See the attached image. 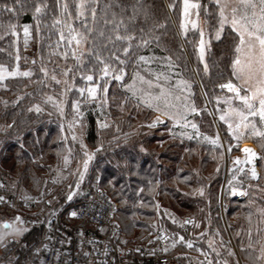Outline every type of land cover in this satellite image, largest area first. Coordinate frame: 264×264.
I'll return each mask as SVG.
<instances>
[{
    "label": "trees",
    "instance_id": "obj_1",
    "mask_svg": "<svg viewBox=\"0 0 264 264\" xmlns=\"http://www.w3.org/2000/svg\"><path fill=\"white\" fill-rule=\"evenodd\" d=\"M52 2L53 0H49V3ZM198 2L202 5L200 16L204 21L207 39H210L211 43L210 51L206 53V61L210 68L207 74L203 72L202 64L197 60V53L194 49V44L198 43L199 40V32L190 27L185 34L180 28L182 0H142L144 6L151 8L147 18H145L143 7L138 5L137 0H100V6L103 9L104 5L111 4L112 7L106 9L108 18L112 19V13H116V19L123 18L125 24L129 27V32L134 33L137 37L140 36L141 28L147 34L148 30L153 28L156 23L166 25L165 28L154 31L153 35H159L161 42L159 45L153 42L151 47L160 49L166 55H171L182 75L191 82L192 99L198 108L204 109L200 112L198 126L201 128L207 127L206 133L211 134L213 126L209 119V113L205 109L204 99L209 104L211 112L217 114L218 112H215V98L222 93L218 85L227 82L231 78L229 64L235 33L232 32L231 27L225 25L221 39L216 40L214 38L215 27L217 26L214 15L216 12L214 1L198 0ZM4 3L11 5L13 0H0V5ZM169 4H174V7L169 8ZM134 5L137 6L135 13L133 12ZM17 13L10 14L0 11V34L7 30L9 24L17 25L15 31L19 33L22 23L28 16L35 40V20L32 11L17 8ZM53 18V13L42 17L41 39L39 43L36 42L37 64L30 67L23 66L32 68L34 73L38 70L41 56L46 64L48 61L52 64L58 63L61 68L76 63L71 57L70 49L67 60L60 55H49L50 52L56 51V41L59 36L58 29L52 26ZM75 26L79 27L80 25L77 22ZM121 34H124L123 28H121ZM17 38L18 36L10 35L7 39L0 40V49H5V51L0 52V63L9 69L15 67V57L20 45ZM104 43V40L98 41V45ZM135 43H137L136 40L133 41V44ZM50 44L51 47H49ZM117 47H120V45H117ZM64 50V47L61 46L60 51ZM111 50H113V46L108 44L107 48L100 49V53L102 56L107 57ZM134 51L141 54L146 49ZM90 56L91 53L86 55L84 57L85 61H88ZM121 58H124L123 55H121ZM129 59L131 62L127 64L125 69L127 75L121 84L131 78V68L135 60L132 57ZM91 66V64H87V67ZM79 71L77 70L74 81L77 86L83 83ZM37 79H39V76L34 74L32 80ZM116 82L110 81L108 96L110 98L115 96L118 103L120 99L129 96V94ZM3 83L7 85V88H0V126L12 124L13 120H15V124L6 131H0V181L4 185L0 187L1 191L9 193L21 186L27 187L30 184H35L37 187L49 190L47 197L54 194L57 197L62 196L64 200L67 195V188L76 184L75 175L73 174H76L74 170L78 166V160L83 157L84 150L81 149L77 141L72 140L69 129L62 121V115L52 104L43 102L42 92L57 95L61 88L55 84L44 88L39 84L30 83L28 78L20 77L7 78ZM26 85L27 87H25ZM202 92H206L207 97L202 95ZM25 93H31V95H25ZM17 95H21L23 98L16 104H12ZM78 98L79 93L75 90L67 94L66 118L74 112L71 101ZM3 101H8L7 107H5ZM35 103L41 104L43 109L41 112L28 111V108ZM91 105H94V103ZM135 105V100H129L124 110L121 111L116 103H112L110 99L106 113L111 118V126L101 131H98L96 127L97 119L103 118L98 114L100 111H97V113L96 110L90 112L93 110H86L81 106L83 111L86 110L83 117V125L85 126L82 136L83 143L91 150L98 144L103 145L102 149L95 152V158L84 187H88L89 183L96 178L101 181V184L112 195L107 193L118 202L115 218L119 224L117 213L122 212L130 217V221L133 223L132 227L148 228V226L153 227L152 225L156 223L170 230L174 223L168 220L167 214L169 216L179 215L180 210L185 209L192 213L197 221L201 222V227L206 223H209L212 227L217 226L219 220L217 216H209L210 218L207 220L206 206L207 201L211 202L212 215H216L215 202L222 181L221 166L217 173L208 171L210 170L208 164H211L212 161H209L210 157L204 151L206 149L197 140L181 137L178 134H173L174 132L158 135L154 129L138 127L146 121H150L155 113L143 105L139 108ZM61 125H63V130ZM117 125L119 130H117ZM223 134L229 138L227 132L223 131ZM61 137H67V140L63 141ZM113 137H117V139H113ZM249 139L256 144L259 154L264 155V148L261 147L264 140L255 137ZM69 147L72 149L71 163L68 169L62 171L63 179H57L54 182L57 169H63L62 159L67 154L66 149ZM261 168L262 174L260 175L261 179L258 181L260 185L258 189L248 188V181L246 180L244 187L249 193L248 196L238 200L235 197L227 199L225 195V200L236 202L235 207L230 209V215L234 211L237 213L236 218H234L235 223L229 224L231 231H234L236 224L243 223L244 228L256 227V238L264 234V220L263 223H260L256 215H252L253 212L260 214L257 209L264 208V161ZM194 169L195 172H193ZM43 174L48 175L45 182L43 181ZM184 177H190V181L188 183L184 182ZM200 185L205 188V196L191 195L190 192ZM7 187L10 188L7 189ZM82 198L83 196L77 198V200ZM256 202L259 203V206L255 205ZM63 204L54 205L53 207L58 208L60 206L58 208L60 209L65 205ZM248 213H252L251 223L242 220L244 219L243 214ZM146 218H149V220H144ZM132 227L125 226L124 230H132ZM41 230H43V227L38 224L23 237L21 242L24 243V247L27 245V251H33V246L37 243L36 239L40 237ZM180 231L183 233L187 230L182 231L181 229ZM255 237L254 239L251 238V241L249 237L248 239L243 237V239L254 244L257 243ZM123 238H128V236ZM241 239V236L236 237L235 244L239 258L244 263L243 259L246 258L248 261L246 254L250 251V254H256V251L241 246ZM129 242L130 240L127 239V243ZM21 253L22 250L20 249L18 254L21 255ZM172 254L178 260V256L174 252Z\"/></svg>",
    "mask_w": 264,
    "mask_h": 264
},
{
    "label": "snow or ice",
    "instance_id": "obj_2",
    "mask_svg": "<svg viewBox=\"0 0 264 264\" xmlns=\"http://www.w3.org/2000/svg\"><path fill=\"white\" fill-rule=\"evenodd\" d=\"M137 2L140 7H143L145 18H147L151 8L144 6L142 0H137ZM214 5L216 9L214 15L217 24L214 38L216 40L221 39L225 25H230L232 32L235 33L233 47L231 49L232 56L229 64L231 78L227 82L218 85L222 91L227 90V93L231 95L215 98V112L221 113L219 119L227 125V131L231 134L230 140L239 141L249 136L264 140V0H214ZM111 7V4H106L102 9L100 0H53L52 3H49V0H13L11 5L7 3L0 5V11L10 14H18L17 8L21 10L30 9L32 11L35 20V40L37 43L41 39L42 17L53 13L52 26L58 29L59 36L56 41V51L50 52L49 55H60L63 59L67 60L70 49L71 57L76 61L74 65H66L63 68L56 66L50 70L44 62V58L41 56L38 70L34 73L32 68L21 69L19 64L21 57L17 54L15 57L17 61L15 67L9 69L0 63V88H7V85L3 83L7 78L17 77L28 78L30 83L39 84L44 88L48 87L49 83L57 86L62 85L63 87L57 95L42 92L43 102L52 104L61 115H63L67 94L75 90L79 93V98L71 101L75 118L73 123L68 125L70 130L74 124L80 125L81 128L84 127L81 120L84 116L83 111H81V104L93 102L96 104L97 109L100 110V117H103L98 118L96 121L98 131H100L111 126L109 115L106 113L110 99L112 103H116V106L121 111L124 110L129 100H135V106L137 108L143 105L153 112L158 113L148 123L139 125L138 127L153 128L157 124H164L166 120H170L173 127L179 126L182 129L179 132L181 137L188 136L189 139L203 137L205 141L214 147L224 149V151L220 152L221 159H223L225 152L230 154L232 152L230 140L225 145L221 143L218 133L214 137L207 136L200 132L199 126L195 122L188 119L190 114L198 115L204 109L198 108L194 101L189 102L188 96L191 94V82L183 79L181 73L174 71L177 64L173 57L171 55L163 57L140 55L134 51L138 49L150 50L153 42L159 45L161 37L159 35H153V33L155 30L165 28L166 25L156 23L153 28L148 30L147 34L141 28L140 36L137 37L134 33L129 32V27L125 24L123 18L120 20L116 19V13H112V19L108 18L106 9ZM168 7L173 8L174 4H169ZM201 8L202 5L198 0H183L182 16L187 19L181 20L180 28L186 34L188 32V25L191 24V27L199 32V40L198 43L194 44V49L197 53V60L203 65V72L207 74L210 68L206 61V53L211 48L210 39H206L205 29L199 26L197 20L190 19L193 10H195V15L199 17ZM136 11L137 6L134 5L133 12L135 13ZM77 22L80 25L79 27L75 26ZM16 28L17 25L9 24L7 30L0 34V40L7 39L10 35L18 36V32L15 31ZM31 28V25H23L25 46L28 45L29 38L32 36ZM121 28H123L124 34H121ZM65 29L67 30L66 32ZM99 40H104L105 43L98 45ZM134 40L137 43L133 44ZM108 44L113 46V50L110 51L107 57L102 56L100 49L107 48ZM117 45H120V47H117ZM61 46L65 49L62 52L60 51ZM49 47H51V44ZM3 51L5 49H0V52ZM89 53H91V56L88 61H85L84 57ZM121 55H123V59ZM130 57L134 58L137 64L144 65H150L153 61L162 60L165 62L164 67L166 71L154 73L152 79H146L138 72L134 73L132 83L123 84V87L130 95L120 99L117 103L115 96L111 98L108 96L109 83L110 81L121 83L124 81L127 75L125 70L126 66L131 62ZM24 59L27 62V58L25 57ZM31 63L32 65H36L37 60L33 59ZM87 64H91L92 66L87 67ZM77 70H80V78L86 82L85 87L77 88L74 83ZM34 74L38 75L39 79L33 81L32 77ZM175 77L180 78L175 79V83L173 84L172 80ZM137 80L141 84H146L148 86L147 89H137L135 87ZM176 92H180L181 94L176 95ZM25 95H31V93H25ZM202 95L207 97L206 92H202ZM22 98L23 96L17 95L16 99L12 101V104H16ZM3 103L7 107L8 101H3ZM33 110L39 113L43 109L40 103H35L28 108V111ZM14 124L15 120H13L12 124L0 126V131H6L12 128ZM61 128L63 130V125H61ZM183 129H192V134H189ZM117 130H119L118 125ZM167 130L169 133H173V128H168ZM83 134L82 131L81 137ZM113 139H117V137H113ZM61 140L66 141L67 137H61ZM72 140H77L75 134L72 135ZM80 146L84 150V156L86 158L83 160V169L79 167L77 169L78 179L75 181L77 188L83 182L89 161L94 155V153L90 154L87 151V146L83 143L82 138L80 139ZM261 147L264 148V144ZM102 148L103 145L100 144L96 151ZM241 151L245 154V159L242 161L239 156L232 159V169H230L232 175L227 180L226 190L229 195L246 197L249 195L244 187L246 180L248 181V188L258 189L260 187L258 181L261 179V176L257 171L256 160L259 157L260 161H264V155L258 154L247 146L241 149ZM66 153L62 159L63 169H57V176L54 178V182L57 179H63L61 173L63 170L68 169L71 163L72 149L70 147L67 148ZM195 171L194 169L193 172ZM217 171H219V165H217ZM189 181L190 177H184V182L188 183ZM3 186L0 183V187ZM73 192L74 190L70 185L67 196L68 200H72ZM190 194L204 197L205 188L203 185H200L193 189ZM22 199L27 202L31 197L24 196ZM0 202L8 203L2 195H0ZM249 203L251 204L252 202L250 201ZM109 204L111 206V215L117 209L114 205H111L110 199ZM257 211L264 217V208H259ZM78 214V211L72 210L69 216L75 218ZM248 220L251 223V213H249ZM14 221L16 226L5 222L4 227L8 231H0V246L6 245L9 237L12 240H18V238L22 237L28 231L25 226L27 221L21 215H15ZM173 223H179L181 227L187 225H192L195 228L200 227V222L194 217L185 218L182 221H177L173 218ZM207 232L208 229H205L203 232L196 233V235L204 238ZM247 234L251 241V228L248 229ZM215 235H219V233L217 232ZM160 238L164 240L169 239L168 236ZM149 242L151 243V241ZM176 243H184L189 249L194 247L193 240H185L183 235L173 234L171 246L174 247ZM215 243L216 241L211 239L209 248L211 252L219 256L220 252L214 247ZM220 245L223 246V240L220 241ZM257 245L258 255L250 254L249 259L253 264H264V242L257 241ZM257 245L250 242L248 248H256ZM44 247L47 246L45 245ZM34 251L38 252L40 249L36 248ZM136 251L140 250L136 249ZM163 251L167 252L168 248H164ZM200 251L201 255L206 258V264H214V261L208 258L211 253ZM85 255H88V253ZM229 255H234V253L229 250ZM58 256L59 254L57 253ZM200 264H205V261H201ZM216 264H219V261ZM223 264H229V262L224 260Z\"/></svg>",
    "mask_w": 264,
    "mask_h": 264
},
{
    "label": "rangeland",
    "instance_id": "obj_3",
    "mask_svg": "<svg viewBox=\"0 0 264 264\" xmlns=\"http://www.w3.org/2000/svg\"><path fill=\"white\" fill-rule=\"evenodd\" d=\"M182 11H183V0H182V9H181V20L187 19V18L182 16ZM190 19L197 20L199 26L203 27L205 29L204 21H203L202 17L200 16V14H199V17H197L195 15V10H193V14L191 15ZM25 24L29 25V17L28 16H26L24 22L22 23L21 29L18 33L19 35L17 38V42L20 45H19V51L17 48L16 49H17V54H19L21 57L19 64H20V67L22 66L21 67L22 70L32 66L31 61L33 59H36V54H37V43L34 40L33 35L29 38V40H32V42L34 43V45H35L34 48L32 47L30 49L28 47V45L25 46V44H24L23 25H25ZM227 26L231 27L230 25H227ZM190 27H191V24L188 25V28H190ZM30 31H31V29H30ZM205 33H206V30H205ZM207 37L208 36L206 34V39H207ZM26 47L28 49H26ZM29 52H30V55H28ZM140 55H153L155 57L167 56L163 51H161L158 48H154V47H150V50L146 49V51L141 53ZM25 57L27 58V62H25V59H24ZM16 63H17V61L15 60V65H16ZM164 63L165 62L162 60L153 61L150 65L137 64L136 62H134V65L131 68L132 70L130 73L131 78H129L123 84H131L132 83V76L134 73H137V72L141 76H144L146 79H152L154 73L166 71V68L164 67ZM26 65L29 67H23ZM47 66L51 70L52 68L59 66V64L58 63L52 64V62L48 61ZM202 67H203V65H202ZM59 68H61V67L59 66ZM174 71L182 74V72L178 66L176 67V69ZM178 78H180V77H175L172 80V83L174 84L175 79H178ZM182 78L187 80L183 75H182ZM116 83L120 84L121 88L130 95V93L123 87V84H121V82H116ZM51 85L53 86L54 84L49 83V86H51ZM85 86H86L85 81H83V83L79 84L78 86L76 85L77 88L85 87ZM62 87H63L62 85L59 86V88H62ZM135 87L137 89H141V88L147 89L148 86L146 84H141V82L139 80H137ZM180 94H181L180 92H176V95H180ZM227 95H231V94L227 93V90H223L222 93H220L218 96L224 97ZM191 98H192V88H191V94L188 96L189 102H191ZM192 101H193V99H192ZM204 101H205L204 102L205 109L209 113V119H210L212 126H213V131L211 132V134L209 132L206 133L205 130L207 129V127H205V126H204L205 129H204V127H202V128L199 127V130L201 133H204L205 135L211 136V137L216 136L218 133L220 140H221V143H224L226 145V142H229L230 135H231L227 131V125L219 119V115L221 113L213 114V112H211V108H210L209 104L208 103L206 104V99H204ZM91 104L92 103H84V104H81V106H82V108H84L86 110H93L90 112H94V110H96V113H97V111L98 112L100 111L99 109H97L95 103H94V105H91ZM65 107H66V102L64 104V111H63V115H62L63 120L62 121L67 126V128L69 129L68 125L70 123H73L74 118H75V113L73 112L68 118H66L65 117ZM82 108H81V111H83ZM86 110H84L83 113L86 112ZM98 114L100 115V113H98ZM84 115H85V113H84ZM155 115H158V113L157 114L155 113ZM194 116L195 117L197 116L196 120H195ZM200 116H201V113L198 115L190 114L188 116V119L191 120L192 122H195L197 125H199L198 120H200ZM83 117L81 118L82 124H83ZM152 118H153V116L151 117V119ZM110 122H111V120H110ZM148 122L146 121L144 124H146ZM84 128H85V126L83 128H81L80 125L74 124L73 128L71 130L69 129L71 136L73 134H75L77 136L76 141L79 144H80V139L82 138L81 132L84 130ZM168 128H173V132L175 134H178V135H179V132L182 131V129L179 126L173 127V124L170 120H166V122L164 124H157L155 127L149 128V129L156 130L157 131L156 133L159 135L162 133L169 132L167 130ZM183 130L187 131L189 134H192V131H193L192 129H183ZM223 131L227 132L229 138L224 136ZM183 137L187 138L188 136H183ZM249 138H252V137L249 136L247 138H242L239 141L230 140V142L232 144V152L230 154L225 152L223 159L220 158V152L224 151V149L214 147L209 142L205 141L203 139V137L193 138L194 140H197V142L200 145L202 144L203 148L207 150V151L206 150H204V151L207 153V156L210 157L209 161H212L211 164H208V169H210L208 171H214L215 173H217L218 172L217 171V165H219V169H220V166L222 168V181H221L220 190L218 193V198H217V201L215 202V213H216V215H212L213 207L211 206V202L207 201V206H206L207 207V217H206L207 220H209V218H210L209 216H217L219 219L217 226L212 227L209 223H206V224H204L203 227H201V222H200L199 228H195L192 225H190L189 229L183 233L180 231L181 226L179 223L172 224V227L170 230L165 228V226H160V224H156V223L152 225L153 227L148 226V228H138L135 226L132 227L133 223H131L129 216L127 217V215L123 214L122 212H118L117 218L120 222V224L119 223L118 224L121 227H120V230L116 233L117 243L129 245L132 241L141 239L144 235L148 234L149 231H152L154 229H165V230L171 232L172 234L183 235L185 237V240L191 239V240H193V243H194V247L191 249H189L184 243H176V245L174 247L170 246L171 252L172 253L174 252V254H176V256H178V260H176V264H200L201 261H205V264H206V258H205V256L201 255L200 250L207 252V253H211L208 258L212 259L214 261V264H216L217 261H219V264H223L224 260H227L229 262V264H247L249 262H250L249 264H253V262L249 259L251 251L246 254L248 256V261L245 258V259H243L244 263H242L241 259L239 258V254L237 252L238 250L236 248L235 238L238 236H241L242 239L240 240V245L243 247H245V246L248 247L249 241L244 240L243 237L245 239H248V234H247L248 229L251 228V238L254 239L255 235H257L256 227L255 228H253V227L244 228L245 225L243 223H241L240 225L236 224L234 227V231L233 230L231 231L229 224L235 223L234 218H236L237 213L234 211L233 214L230 215V209L235 207L236 202H232L230 200H228V201L225 200V195H226L227 199L235 197L236 199L239 200V199L245 197V196H239V195H229V193L226 189H227V180L232 175V171H230V169H232V159L234 157H237V156H239L242 161L245 159V154L241 151V149H243L244 147L247 146L259 154V151H258L256 144ZM99 145L100 144H98L93 150H91L90 147L87 146V151L90 154L94 153V155H95L96 149L99 147ZM204 146H207V147H204ZM215 148H216V150H214ZM94 155H93V158L89 161L88 169L85 172L84 180L81 183L80 187L77 188L76 184H75V186L71 187L74 190L72 199L77 200V198L84 196L85 192L88 191L89 188L92 189L93 187H96L97 185H99V187L101 189L105 190L110 195H112L101 184V181L98 178H96L93 182H90L89 183L90 185L88 187H84V186H86L84 183L87 182L88 173L90 171L91 165H92L94 158H95ZM82 156L83 157L80 158V160H78V162H77L78 166L74 170V172L76 173V174H73V175H75L74 176L75 180L78 179V173H77L78 167L80 169H83V160L86 157L84 156V153L82 154ZM262 165H263V161H260L259 157H257L256 166H257V171L260 175L262 174V168H261ZM241 166H244V165H241ZM233 171H234V169H233ZM43 176H44L43 181L45 182L47 180L48 175L43 174ZM56 176L57 175H54V177H56ZM0 183H1V181H0ZM9 188L10 187H7V189H9ZM245 189H246V187H245ZM1 190L2 189H0V195L4 196L5 200L8 203L0 202V231H8L4 227L5 222L11 223V224H13V226H16L15 221H14V216L17 214L21 215V217L25 221H27V224L25 226L27 227L28 231H26L22 237L18 238V240H12L11 237H9L6 245L0 246V264H5V263L27 264L33 259L34 254H33V251H27V248H26L27 245L24 247V243L21 242L23 237L34 226H37L39 224V221L41 220V216H44V215L46 216L47 212L51 213L54 211L55 212L58 211L59 210L58 208L60 206L58 208L56 206H58L60 204H63V203L65 205L67 204L66 201H69L67 199V196L69 194V188H67V190H66L67 195H66V198L64 197V200H63L62 196L57 197L54 194L52 196L47 197L46 195L48 194L49 190L48 189L44 190V188L37 187V186H35V184H30L27 187L21 186L19 188L13 189L9 193H7V192L5 193L4 191H1ZM41 193H43V195H41ZM24 196L31 197V199L34 200V205H33L31 210H27L26 208H24L25 200L22 199V197H24ZM156 196H157V194H156ZM116 203H117V208H118V202L116 201ZM158 204H159V202H158ZM54 205H56V206L53 207ZM255 205L259 206V203L256 202ZM37 209H40L41 213H39L38 220H34V218H33L35 215L34 212H36ZM179 213H180L179 215L173 214L171 216H169L167 214V216L169 218L168 220H171L173 222V218H175L177 221H182L185 218L194 217L192 215V213H190L188 210H185V209H181ZM254 214L256 215V218H258L257 220L260 223L261 222L263 223L264 217H262L261 214H256L253 212L252 215L254 216ZM248 216H249V213L245 214V215L243 214V216H242L244 218V219H242L243 222L249 221ZM147 219L149 220V218H146L144 220H147ZM125 226L132 227V230H124ZM205 229H208V232H207V235L204 236V238H200L199 236L196 235V233L203 232ZM217 232L219 233V235H215V233H217ZM40 233H41L40 237L36 239L37 243L33 246V248L36 247L37 244H39L43 238V235H44L43 230H41ZM127 236H128V238H123V237H127ZM127 239L130 240L129 243H127ZM211 239H214L216 241L214 247H216V249L220 252L219 256H216V254L211 252V249L209 248V242ZM221 240H223V246L220 245ZM256 241L264 242V234L259 236L258 238H256ZM254 245H257V243H254ZM23 248H24V250H23ZM20 249L22 250L21 255L18 254L20 252ZM249 249H253L254 251H256V255H258V245L256 248H249ZM229 250H231V252H233L234 255H229ZM225 251H226V253L224 254Z\"/></svg>",
    "mask_w": 264,
    "mask_h": 264
},
{
    "label": "built area",
    "instance_id": "obj_4",
    "mask_svg": "<svg viewBox=\"0 0 264 264\" xmlns=\"http://www.w3.org/2000/svg\"><path fill=\"white\" fill-rule=\"evenodd\" d=\"M34 46L29 40L28 47L31 49ZM109 199L117 209L116 201L97 185L86 191L82 199L69 200L58 211L41 216L39 224L44 235L33 248L34 257L27 264H176L170 250L173 234L165 229L149 231L129 245L117 243L116 233L120 225L114 217L116 211L110 215ZM33 205V199L24 202L27 210H31ZM72 210L78 211L77 217L69 216ZM40 211L37 209L34 212V220H38ZM189 227L180 228L188 230ZM163 236L169 239L160 238ZM166 247L167 252L163 251ZM36 248L40 251H34Z\"/></svg>",
    "mask_w": 264,
    "mask_h": 264
},
{
    "label": "crops",
    "instance_id": "obj_5",
    "mask_svg": "<svg viewBox=\"0 0 264 264\" xmlns=\"http://www.w3.org/2000/svg\"><path fill=\"white\" fill-rule=\"evenodd\" d=\"M191 102H192V98H191ZM157 114V113H156Z\"/></svg>",
    "mask_w": 264,
    "mask_h": 264
},
{
    "label": "bare ground",
    "instance_id": "obj_6",
    "mask_svg": "<svg viewBox=\"0 0 264 264\" xmlns=\"http://www.w3.org/2000/svg\"><path fill=\"white\" fill-rule=\"evenodd\" d=\"M116 213V212H115Z\"/></svg>",
    "mask_w": 264,
    "mask_h": 264
}]
</instances>
